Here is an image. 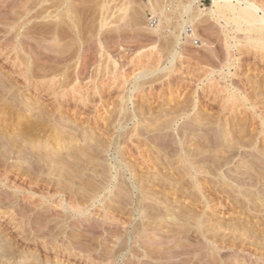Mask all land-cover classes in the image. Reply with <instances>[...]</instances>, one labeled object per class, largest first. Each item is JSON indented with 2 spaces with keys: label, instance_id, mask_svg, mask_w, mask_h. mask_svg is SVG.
Masks as SVG:
<instances>
[{
  "label": "rangeland",
  "instance_id": "374dc122",
  "mask_svg": "<svg viewBox=\"0 0 264 264\" xmlns=\"http://www.w3.org/2000/svg\"><path fill=\"white\" fill-rule=\"evenodd\" d=\"M193 1L0 0V264H264V42Z\"/></svg>",
  "mask_w": 264,
  "mask_h": 264
},
{
  "label": "bare ground",
  "instance_id": "6f19581e",
  "mask_svg": "<svg viewBox=\"0 0 264 264\" xmlns=\"http://www.w3.org/2000/svg\"><path fill=\"white\" fill-rule=\"evenodd\" d=\"M197 0H194L193 1V3L192 4H190L188 7H185V16H190L191 14L193 15V17L192 18H190V19H188V20H184L183 21V24L181 25V30L182 31H186V25L187 24H189V23H191V22H193L196 18H199V17H201L203 14H204V11H201V10H198V9H196V8H194V3L196 2ZM196 4V3H195ZM260 3H258V2H256V1H254V0H246L245 2H242V1H240V0H212V5L208 8V10H207V13H212V14H214V13H220V14H222V17L226 20V22L227 23H229L230 21H233V22H236L238 25H240V26H242V25H244L246 28H247V30L249 31H253V32H257V33H259L260 34V37H259V42H264V15L263 16H260V12L262 11V12H264L263 11V6H260V5H262V4H260ZM197 11V12H196ZM226 11H228V13L226 12ZM196 13H198V14H196ZM194 14H196V16L194 15ZM168 18V16H167V14H166V10H164V9H162L161 10V18H160V21L159 22H156V24L155 25H157V28H160L161 27V23H162V20H166ZM237 25V26H238ZM239 26V27H240ZM178 41H180V40H178ZM255 42V41H254ZM258 42V43H259ZM255 43H257V42H255ZM264 44V43H263ZM262 45V44H261ZM175 56H176V54H173V58H175ZM2 85V84H1ZM1 87V86H0ZM5 87V86H4ZM5 91H6V89H4ZM5 91H3V92H5ZM10 91V90H9ZM2 94V93H1ZM4 94V93H3ZM7 93H5V95H6ZM2 99H4V98H2ZM14 101V100H13ZM15 103H16V101H15ZM11 108V107H10ZM1 112V111H0ZM5 112V111H4ZM3 112V116L4 115H8L6 112L4 113ZM5 117V116H4ZM3 117V118H4ZM2 122H4V121H2ZM8 122V121H7ZM24 124V123H23ZM28 124V123H27ZM26 125V124H25ZM25 125H22L21 126V128L20 129H17V136H16V134L13 136V138H16L17 137V139H21V136H22V134H24L26 131L28 132L29 130H30V132L29 133H32L31 131V127H28L27 125L25 126ZM32 125V124H31ZM0 127H1V125H0ZM5 129H3V130H1V131H6V129H7V126H5L4 127ZM39 128H40V126H39ZM42 128V127H41ZM0 129H2V128H0ZM38 129V128H37ZM19 130V131H18ZM34 130V129H33ZM39 130V129H38ZM0 131V132H1ZM41 131V130H40ZM35 132H37V131H35ZM39 132V131H38ZM0 134H2V133H0ZM11 134V133H10ZM38 134V133H37ZM40 134V133H39ZM26 135V134H25ZM35 135H36V133H35ZM6 136H8V135H6ZM16 136V137H15ZM27 136V135H26ZM3 137V136H2ZM12 137V136H11ZM1 138V137H0ZM6 138H8V137H6ZM10 138V137H9ZM13 138H10L9 140L11 141H9L8 139V141H9V143H8V141H7V143H5V141L4 142H2L1 140V142L2 143H0V145H1V147H2V144L3 143H5V144H3V145H5V146H3L2 148H3V152H2V148L0 147V154L2 153H4V151H6V153L9 151H14V149H15V142H13ZM28 138V137H27ZM2 139V138H1ZM24 139V138H23ZM14 141H16V140H14ZM55 141V140H54ZM22 142H24V141H22ZM52 142H53V140H52ZM61 142H63L62 140H61ZM60 142V143H61ZM16 143H17V141H16ZM20 143V142H19ZM18 145V144H17ZM16 145V146H17ZM19 145H21V144H19ZM22 149L24 148V147H21ZM18 149V148H17ZM33 149V148H32ZM19 150V149H18ZM17 151V150H16ZM37 151V150H36ZM39 151V150H38ZM39 152H41V151H39ZM19 153V152H18ZM22 154V153H21ZM38 154V153H37ZM40 154V153H39ZM8 155H11V154H8ZM31 155L33 156V155H36V154H32L31 153ZM41 155V154H40ZM40 155H38L37 157H36V159L38 158V159H40ZM195 155H197V154H195ZM1 156V155H0ZM3 156H4V154H3ZM7 156V155H6ZM15 156V155H14ZM187 156V155H186ZM194 156V155H193ZM198 156H199V154H198ZM2 157V156H1ZM21 157V156H20ZM19 157V158H20ZM25 157V156H24ZM35 157V156H34ZM189 157V156H188ZM191 157V159H193V158H195V157H193L192 158V155L190 156ZM5 158V157H4ZM186 158V157H185ZM3 159V158H2ZM38 159H37V161H38ZM42 159V158H41ZM40 159V160H41ZM190 159V161H192L193 162V164H195V159H194V161L193 160H191ZM201 159V158H200ZM188 160V159H187ZM186 160V161H187ZM35 161V160H34ZM36 161V162H37ZM188 162V163H192V162ZM43 162V161H42ZM197 162V161H196ZM31 163V162H30ZM39 165H41L42 163L39 161ZM184 163H186V162H184ZM34 164V163H33ZM36 164V163H35ZM192 164V165H193ZM39 165H37V166H39ZM30 166H31V164H30ZM196 166V165H195ZM194 166V167H195ZM187 167H188V165H187ZM186 167V168H187ZM189 168V167H188ZM220 170V169H219ZM117 171V170H116ZM188 171H190V170H188ZM195 171H198L197 169L195 170ZM119 173V172H118ZM118 186H119V184H118ZM2 194H4V193H2ZM95 199V198H94ZM12 208V207H11ZM77 209V208H76ZM76 209H74V210H76ZM78 211H76L77 213L78 212H81V209H80V211H79V208L77 209ZM83 212V211H82ZM80 214V213H79ZM83 215V214H82ZM1 250V249H0ZM4 250V249H3ZM16 250H14L13 252H15ZM7 253V252H6ZM16 253V252H15ZM15 253H13V254H15ZM18 253V252H17ZM5 254V253H4ZM9 254V253H8ZM12 254V253H11ZM33 255V254H32ZM31 255V256H32ZM2 256V255H1ZM8 258V257H7ZM3 263V262H2ZM27 263V262H26ZM29 263V262H28ZM109 263V262H108ZM30 264V263H29Z\"/></svg>",
  "mask_w": 264,
  "mask_h": 264
},
{
  "label": "built area",
  "instance_id": "2783aa9c",
  "mask_svg": "<svg viewBox=\"0 0 264 264\" xmlns=\"http://www.w3.org/2000/svg\"><path fill=\"white\" fill-rule=\"evenodd\" d=\"M150 24H154V21H151V23ZM155 25V24H154ZM196 44H198V43H196Z\"/></svg>",
  "mask_w": 264,
  "mask_h": 264
}]
</instances>
